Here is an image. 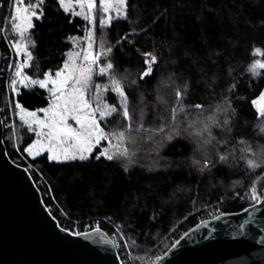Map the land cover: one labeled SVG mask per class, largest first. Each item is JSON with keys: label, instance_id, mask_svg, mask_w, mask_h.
Instances as JSON below:
<instances>
[{"label": "trees", "instance_id": "16d2710c", "mask_svg": "<svg viewBox=\"0 0 264 264\" xmlns=\"http://www.w3.org/2000/svg\"><path fill=\"white\" fill-rule=\"evenodd\" d=\"M0 4V30L6 23L5 35L0 31L4 56L8 42L18 37L11 30V0ZM41 9L29 32L35 42L27 49L30 67L23 70L31 80L63 70L85 36V21L65 11L58 0H43L36 11ZM126 11V19L97 26L95 51L100 56L95 67L111 62L110 74L127 95L131 119L117 111L100 125L110 133H125L122 142L129 158L96 159L100 148L86 160L57 162L47 152L29 158L25 149L36 134L19 117L17 105L28 111L45 109L50 98L43 88L10 94L0 76V110L10 159L25 166L19 160L25 155L39 170L33 178L61 226L73 230L77 225L82 232L98 220L124 264H152L200 221L256 202L254 182L264 173V118H258L252 102L264 89V69L254 77L250 66L257 49L264 53V0H127ZM144 53L154 55L156 63L151 75L141 79L148 68ZM259 58L264 63V54ZM7 63L3 58L2 67ZM96 85L109 88L105 101L121 108L108 75L93 76L89 101ZM177 89L183 93L182 104L176 103ZM174 107L183 111L173 122ZM213 114L219 126L210 123ZM205 124L210 136L203 131ZM161 127L164 132L156 131ZM221 155L227 160H220ZM249 159L261 166L250 168ZM62 212L70 219L66 224ZM121 238L126 253L118 248Z\"/></svg>", "mask_w": 264, "mask_h": 264}, {"label": "water", "instance_id": "95a60500", "mask_svg": "<svg viewBox=\"0 0 264 264\" xmlns=\"http://www.w3.org/2000/svg\"><path fill=\"white\" fill-rule=\"evenodd\" d=\"M4 137L0 110V264H124L103 229L76 235L61 226L31 173L10 159ZM254 188L264 193V173ZM178 240L152 264H264V195L200 221Z\"/></svg>", "mask_w": 264, "mask_h": 264}, {"label": "snow or ice", "instance_id": "6c2138e0", "mask_svg": "<svg viewBox=\"0 0 264 264\" xmlns=\"http://www.w3.org/2000/svg\"><path fill=\"white\" fill-rule=\"evenodd\" d=\"M60 5L63 7L65 4V0H59ZM77 3L80 5H85L88 10L95 9L97 7L95 0H77ZM43 4V0H36L35 3H29L25 5L24 0H15V12L16 15L12 17L13 23L11 24V30L17 34V41L9 44L10 47H14L17 55L23 53L25 56V61L19 63L15 70V76L20 79V82L29 81V85L39 84L40 87H47L49 83L54 85L53 89H50L53 96V104L49 109H44L46 114L51 113L48 119L39 120L36 118L35 112L27 113L28 116H31L34 119V123H37L41 129L39 135L42 138H46L48 144L51 146L48 148V151L51 153L50 159L53 161H67V160H86L89 158L93 148L96 145H99L101 140H108L109 135L116 136L119 140L123 141L125 138L124 132L119 133H105L104 129L101 128L100 122L96 119L97 113L101 119H107V117L111 116L114 112L121 111L123 118L126 120H130L131 117L129 115L128 107H127V95L124 91V88L121 85V81L116 79L114 75H111V70L113 69V64L111 62L106 63L105 66L100 67L98 74L101 76L108 75L110 79L111 90L116 92L121 101V108L117 109L116 106H105L103 110H101L100 105L97 104L95 108L92 107V104L85 98V94L90 87V81L92 80L93 68L92 65L97 63L99 59L98 56L92 54L91 51L87 52L83 59L85 61H90L87 68H78L75 72H68L67 75L64 74V70H61L55 73V77L53 78V74H46V79L44 80H31L27 75L23 74V70L26 67H30V64L27 61L32 60V54L28 51V45L31 44L33 47L35 46V42L29 39L30 29L33 27L31 20L33 17L37 19L42 16V9L38 13L36 9L40 8ZM110 8L115 11V16L106 15L104 18L100 20V26L107 27L111 24L113 19L127 18V0H118L117 5H111L108 3V0H102V11L105 14H108ZM85 19H90L92 24L96 23L95 17H89V15L85 14ZM91 39V38H90ZM89 49H91L92 44L89 43ZM111 48H108L105 53H101L102 55H106L107 52H110ZM260 53V50L257 49L255 54ZM264 54V53H260ZM79 56V53H77ZM144 56L148 57L145 59V64L148 65L147 70L141 75V79L144 76L151 75L152 67L151 65L156 63V57L151 53H144ZM258 66L261 69H264V63H260L257 61ZM68 68V65H65V69ZM255 70V66H253V71ZM15 83V81H13ZM25 85V86H29ZM96 89H100V85L95 86ZM104 91H107L108 88H104ZM98 96V93H96ZM176 103L182 104L183 93L180 90H176L175 92ZM253 105L257 107V115L258 118H264V93H261V96L258 100H254ZM17 107H20L17 105ZM197 109H203V105H195ZM219 111V109H217ZM23 111V109H21ZM178 111H183V108L180 107L172 108L171 110V120L174 122L176 120V114ZM23 119V117H21ZM69 119L73 120L76 125L79 126V129L73 127L68 121ZM211 124H216L219 126V122L215 120L214 114L208 117ZM225 124L227 121L224 122ZM209 124H205L203 131L209 132V136L211 135L209 131ZM140 128H143V124L139 125V128L136 130L139 131ZM47 129L48 131H44ZM128 130H131V124L128 125ZM264 132V127L260 129ZM34 131V129H33ZM158 132H164V128L161 127L157 129ZM201 134V133H198ZM168 139H172V135H168ZM210 140H206L205 143H210ZM69 144L74 150L69 151L68 148H64L63 151L59 154L55 151L56 145ZM44 150V144L42 140H37L35 143L30 145L25 149L27 153L33 156H39L41 152ZM88 153L89 155H85ZM115 156L129 158V152L127 148L123 150L117 147V152L114 154L109 153L106 149L102 150L97 156L96 159H100L101 156L105 157L108 160H112ZM254 155V153H253ZM220 160H227L226 155H221L219 157ZM248 166L250 168H257L261 165L257 163L255 160L249 159L247 161ZM208 166L207 163L204 165ZM262 195L264 193H260L256 188L252 190V199L254 201L259 202L261 200ZM97 232L100 229H96ZM76 235H80V233H76ZM179 240L176 241V244H179Z\"/></svg>", "mask_w": 264, "mask_h": 264}, {"label": "rangeland", "instance_id": "374dc122", "mask_svg": "<svg viewBox=\"0 0 264 264\" xmlns=\"http://www.w3.org/2000/svg\"><path fill=\"white\" fill-rule=\"evenodd\" d=\"M59 1V0H58ZM12 2V8H13V17L16 15V12H15V0H11ZM36 0H34L33 3H35ZM96 2V5L97 7L95 9H92V10H88L87 7H86V4L85 5H80L77 3V0H65V4L64 6L61 7L67 11V12H70L72 14H75V15H79L84 21H85V36L82 38V41H81V44H79L75 51L73 53H71L69 55V58H68V61L67 63H65V65L67 64L68 65V68L65 69V66H64V74L67 75L68 72H75L78 68H87L90 61H85L83 59L84 55L91 51L93 55L95 56H100V53H98L97 51H95V30L97 28L98 25H100V20L102 18H104L106 15H112V16H115V11L113 9L110 8V11L108 14H105L103 13L102 11V0H95ZM25 3V1H24ZM108 3L111 4V5H117L118 4V0H108ZM2 5L0 4V7ZM88 14L89 17H95V20H96V23L95 24H92L91 20L90 19H85V14ZM36 17H33L32 20H31V23L33 24V20L35 19ZM0 23H1V17H0ZM112 23V21H111ZM6 25V23H5ZM4 25V27L6 28V26ZM91 38V39H90ZM14 43V42H13ZM89 43L92 44V47L91 49H89L88 45ZM13 50L15 52V55L17 56L18 58V61L19 63L21 62H24L25 61V56L23 53L17 55V52L15 50V48L13 47ZM77 53H79V56H77ZM257 55V59L255 60V62L250 66V73L253 74L254 77H258L261 72H260V67L258 66L257 64V61H259L260 63H262L260 61V53L258 54H255ZM98 62V60H97ZM28 63V61H27ZM96 65H92V68H93V73H92V78L94 75H98V71H99V68L100 66L98 67V69L95 67ZM253 66H255V70L253 71ZM53 78H56L55 77V73L53 74ZM15 83H13V86L12 88L10 87V91L7 90V92H9L10 94L13 93V94H18V92L20 91V89L22 88H25V89H32V88H35V87H40L39 84H32V85H29V81H24L23 83L20 82V79L18 77L15 76V79H14ZM91 83V81H90ZM25 85H29V86H25ZM55 86L52 85L51 83L48 84L47 87H44L47 91H48V94H49V98H50V104L48 107H46L45 109H49L51 107V105L53 104V96H52V93L50 91V89H53ZM89 89V88H88ZM104 88H100V89H96L93 90V94H92V97H91V100L89 101L91 104H92V107L95 108L97 106V104L100 105V108L101 110H103V108L105 106H113V105H110L109 103H107L105 100H106V93L107 91H104L103 90ZM12 91V92H11ZM114 92V91H113ZM96 93H98V96L96 95ZM114 94H116V96L118 97L119 101H120V97L119 95L114 92ZM85 98L87 99V92L85 94ZM88 100V99H87ZM121 102V101H120ZM19 109V108H18ZM44 110V109H43ZM31 111H28V110H25L23 109V111H21V109H19L18 111V115L19 117H23V121L29 125L32 130L34 129V132L36 134V138L34 140L33 143H35L37 140H42L43 144H44V150L41 152V153H44V152H47L50 156H51V153L48 151V148L51 147L49 144H48V141L46 138H42L39 133L41 131L39 125L37 123H34V119L33 117L31 116H28L27 113H30ZM33 112V111H32ZM116 112H114L113 114H115ZM35 114H36V118H38L39 120H47L48 117L51 115V113H45L44 111L42 110H37L35 111ZM112 114V115H113ZM111 115V116H112ZM109 116V118L111 117ZM108 118V117H107ZM96 119L101 122V119L100 116H99V113H97L96 115ZM70 124L73 125V127L79 129V126L75 124V122L71 119H69L68 121ZM10 124V123H9ZM9 126V125H8ZM101 126V125H100ZM102 128V126H101ZM44 131H48L47 129H44ZM105 133H109L108 131H105ZM32 143V144H33ZM31 144V145H32ZM30 146V145H29ZM28 146V147H29ZM119 146V149L120 150H123L125 147H124V144L121 140H119L116 136H112V135H109V139L108 140H101L100 144L99 145H96L92 152L95 150V148H100V150H104L106 149L109 153L111 154H114L117 152V147ZM64 148H68L69 151H73L74 149L69 145V144H63V145H56L55 147V151L57 152V154L61 153L63 151ZM91 152V153H92ZM26 155L33 159V158H36L37 156H33V155H30L29 153L26 152ZM85 155H89L88 153H85ZM27 156L25 155H20L19 156V160L25 162V166H31V167H34L35 169H37L31 162H29L27 160ZM115 157V155H114ZM63 160H60V161H57V162H61ZM69 161V160H67ZM38 170V169H37ZM39 171V170H38ZM43 178V177H42ZM48 195V194H47ZM63 220L65 222V224L70 220L63 212ZM76 228H78L77 225H74ZM73 230H74V227H73ZM72 230V231H73ZM122 241H120L118 243V248L121 249L122 252L126 253V250H127V243L125 241V239L121 238Z\"/></svg>", "mask_w": 264, "mask_h": 264}, {"label": "built area", "instance_id": "2783aa9c", "mask_svg": "<svg viewBox=\"0 0 264 264\" xmlns=\"http://www.w3.org/2000/svg\"><path fill=\"white\" fill-rule=\"evenodd\" d=\"M1 23H2V21H1ZM4 25H5V23L2 25L1 30H0L3 35H5ZM11 43H13V42H11ZM9 44H10V42H8L9 54L3 56L1 53V66H0V74L1 75L0 76H1V79H4V82H2V83L5 84L6 90L10 91V87L12 88V86H13V81L15 79V70H16L17 66L19 65V61H18L17 56L15 55L13 47H10ZM3 58H5V60H8V63H7V65L4 64V66L2 67ZM24 167L31 173L32 176H33V174H39L38 170L35 169L34 167H31V166H24ZM93 228H100L98 220H94L90 224H87L84 231H87V230H90ZM73 232L78 233L80 231L78 230V228H76L74 226Z\"/></svg>", "mask_w": 264, "mask_h": 264}, {"label": "crops", "instance_id": "0c3cea01", "mask_svg": "<svg viewBox=\"0 0 264 264\" xmlns=\"http://www.w3.org/2000/svg\"><path fill=\"white\" fill-rule=\"evenodd\" d=\"M40 88H42V87H40ZM43 89H45V88H43ZM46 90V89H45ZM48 92V91H47ZM19 93V92H18ZM19 105V104H18ZM20 107H18L19 109H23L22 107H21V105H19ZM32 112V111H31ZM33 112H35V111H33Z\"/></svg>", "mask_w": 264, "mask_h": 264}]
</instances>
